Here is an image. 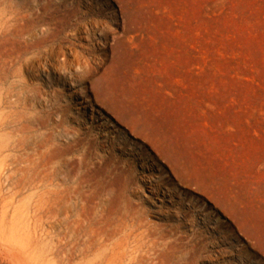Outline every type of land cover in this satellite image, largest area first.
Here are the masks:
<instances>
[{"label":"rangeland","instance_id":"obj_1","mask_svg":"<svg viewBox=\"0 0 264 264\" xmlns=\"http://www.w3.org/2000/svg\"><path fill=\"white\" fill-rule=\"evenodd\" d=\"M42 7L57 54L0 75V264H264V0H0V28Z\"/></svg>","mask_w":264,"mask_h":264},{"label":"bare ground","instance_id":"obj_2","mask_svg":"<svg viewBox=\"0 0 264 264\" xmlns=\"http://www.w3.org/2000/svg\"><path fill=\"white\" fill-rule=\"evenodd\" d=\"M40 1H46V3H49V0H40ZM40 11L44 12L43 15H40V16H38L39 14L37 16L22 15V16H19L18 18H14L11 23H10V21L3 22L4 23L3 27L0 28V75H2L4 78H9V76L13 72L15 66H18L19 69L23 68V69H31L32 71L33 70L37 71L38 66L41 67L43 65H46L47 63H49V60H51L57 54V51L54 49L53 46L47 45L49 42L51 43V42L57 41V39H58L57 35L59 32V31H57V29H45V31L40 32L39 34H36V30L38 28H40V26H41L40 24L41 23L45 24V21H46L45 15H48V12H49L46 7H42L40 9ZM86 17L91 18V21L89 24L90 30L88 31V34L92 35V36L90 35V37H94L96 35V33L100 32V31L103 34V36L107 35L106 30L105 31H104V29L100 30L101 24L98 23V21L93 19V17H96V16L89 13ZM70 19H71V13L66 15L65 22L68 23L70 21ZM103 36H101V37H103ZM116 62H117V59H116ZM67 67H68V62L66 60H64L63 61V69L65 70ZM40 69H42V68H40ZM120 71L121 70H120L119 65L115 63L114 68L112 70V74H113L112 76L113 77L116 76V79L106 78L105 80H102L100 82V85H101V89L103 92H110V91H112L113 85L115 86V85L119 84V82H120L119 81V72ZM116 92H117V89H115V93ZM3 99H5V98H3ZM5 102H3V103H5ZM11 104H13V103H11ZM11 104H9V105H11ZM131 110L132 111L128 112V113H130L129 115H132V117H135V120L137 123H139L140 120L142 121V119L137 117V116H140L137 113V111H135L134 109H131ZM124 114L126 115V113H124ZM3 123H5V122H3ZM144 126L147 127V123ZM3 129H5V128H3ZM153 131L157 132L159 130L157 128H154ZM25 145H26V143H25ZM169 149H171V148H169ZM25 164H26V162H25ZM21 167H23V166H21ZM36 169H38V168H36ZM30 178H31V175H30ZM44 180L45 179H42L41 185H38V186L35 185L34 188L41 189V188H45V187H53L54 186L53 182L49 183L46 186L44 183ZM28 181H30V180H28ZM23 186H24V184H23ZM27 186H28V184H27ZM61 249L62 248H60V250ZM70 256H72V255H70ZM68 260H69V258H68Z\"/></svg>","mask_w":264,"mask_h":264}]
</instances>
